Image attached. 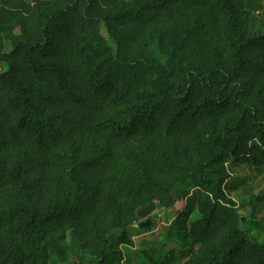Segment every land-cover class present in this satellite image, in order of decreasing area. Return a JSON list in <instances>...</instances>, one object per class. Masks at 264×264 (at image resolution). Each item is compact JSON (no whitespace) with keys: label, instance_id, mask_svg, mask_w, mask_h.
Listing matches in <instances>:
<instances>
[{"label":"trees","instance_id":"1","mask_svg":"<svg viewBox=\"0 0 264 264\" xmlns=\"http://www.w3.org/2000/svg\"><path fill=\"white\" fill-rule=\"evenodd\" d=\"M256 9L0 0V264H264L240 213L264 192L230 195V166L264 167ZM152 202L184 204L157 257L135 243L156 214L132 230Z\"/></svg>","mask_w":264,"mask_h":264},{"label":"rangeland","instance_id":"2","mask_svg":"<svg viewBox=\"0 0 264 264\" xmlns=\"http://www.w3.org/2000/svg\"><path fill=\"white\" fill-rule=\"evenodd\" d=\"M247 3L249 7L254 6L257 8L254 15V23H253V29L254 34L256 35H263L264 34V0H247ZM230 171L233 173V175H237L241 177V182L239 183L238 189L230 192V195L234 198L238 204H242V201H248L252 198L262 194L264 192V167L261 169H257L248 165H239V166H230ZM255 206H249L246 209L242 210L244 213L242 215L246 216L248 213H252V208H255L257 219L259 220L258 223L262 226H264V201L262 202H253ZM184 207L183 203H180L176 210H173L169 213L165 211H160V209L156 208L155 210V217L153 218L156 222V227H158L156 230H154V233L149 234L145 237H141V235L135 236V243L138 247V249H147V253L153 252L154 255L157 257L159 254H161V251L156 250L158 247H160L163 243L165 246V250H169L170 248H173L177 245V242L175 240H168L166 239V234L168 232V223L172 221L171 218L176 214V212ZM153 215L151 216L152 219ZM169 219H171L169 221ZM246 222H248L246 220ZM139 225V224H138ZM136 233L137 232H143L145 229H143L140 226H135L132 228ZM143 234V233H141ZM145 234V233H144ZM251 235L258 239L262 240L264 239V228L261 229H252ZM145 238L146 240H149V242H157L160 244L159 246L152 244H146L142 243V239ZM130 264H136L134 255H128ZM136 258V257H135ZM126 264V262H125Z\"/></svg>","mask_w":264,"mask_h":264},{"label":"water","instance_id":"3","mask_svg":"<svg viewBox=\"0 0 264 264\" xmlns=\"http://www.w3.org/2000/svg\"><path fill=\"white\" fill-rule=\"evenodd\" d=\"M157 208V202H152L149 205L142 207L138 210V215L143 222L140 224V227H147L151 224V216L155 213ZM240 213L244 211L240 210Z\"/></svg>","mask_w":264,"mask_h":264},{"label":"built area","instance_id":"4","mask_svg":"<svg viewBox=\"0 0 264 264\" xmlns=\"http://www.w3.org/2000/svg\"><path fill=\"white\" fill-rule=\"evenodd\" d=\"M135 226H139L138 224H136ZM158 227H156L154 230H156Z\"/></svg>","mask_w":264,"mask_h":264},{"label":"clouds","instance_id":"5","mask_svg":"<svg viewBox=\"0 0 264 264\" xmlns=\"http://www.w3.org/2000/svg\"><path fill=\"white\" fill-rule=\"evenodd\" d=\"M140 226V225H139Z\"/></svg>","mask_w":264,"mask_h":264}]
</instances>
